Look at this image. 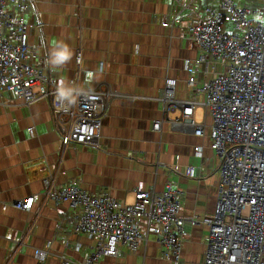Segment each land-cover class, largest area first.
I'll return each mask as SVG.
<instances>
[{
	"label": "crops",
	"instance_id": "obj_1",
	"mask_svg": "<svg viewBox=\"0 0 264 264\" xmlns=\"http://www.w3.org/2000/svg\"><path fill=\"white\" fill-rule=\"evenodd\" d=\"M192 2L204 8L206 0ZM176 9L173 0H81L80 7L77 0H32L27 14L29 43L45 72L60 83L67 82L74 74L80 47L85 86L109 85L134 96L110 101L102 120L100 148L63 149L49 101L26 106L7 91L0 93V264H38L33 247L45 245L54 236L56 219L68 211L67 204L41 197L30 211L12 206L3 209L2 204L40 194L44 178L57 167L58 185L78 179L91 193H111L120 201L130 199L136 189L159 193L167 182L177 185L186 229L178 264H202L207 228L200 220L215 209L221 162L207 135L210 119L202 109L197 110L196 118L205 119L207 125L201 136L174 131L167 122L160 130L153 128V122L163 115L161 102L153 97L162 95L165 77L177 78L176 94L186 96L183 61L200 52L186 33V22L163 26ZM61 43L71 47L73 56L68 63L53 67L49 60ZM101 65L102 72L98 71ZM203 77L201 72L199 78ZM178 114L175 111L172 116ZM32 125L35 130L30 133ZM189 164L197 167L195 177L186 174ZM195 217L197 222L192 220ZM69 231L65 228L55 238L52 249L82 259L95 242L86 235L69 234L72 242L82 246L76 250L73 243L65 248ZM99 264L172 263L152 235L137 251L123 248L118 257L101 258Z\"/></svg>",
	"mask_w": 264,
	"mask_h": 264
},
{
	"label": "built area",
	"instance_id": "obj_2",
	"mask_svg": "<svg viewBox=\"0 0 264 264\" xmlns=\"http://www.w3.org/2000/svg\"><path fill=\"white\" fill-rule=\"evenodd\" d=\"M192 1L173 0L176 12L163 22L167 28L186 22L188 37L200 48L196 57L183 61L187 95L178 97V79L167 75L162 95L153 97L163 111L153 128L160 130L167 122L174 131L204 135L205 119L196 118L197 110H203L210 119V144L221 162L215 209L200 220L207 228L202 264H264V11L247 2L238 5L236 0H206L204 8ZM31 4L32 0H0V93L7 91L26 106L49 101L63 149L100 148L102 120L110 101L134 95L109 85L85 86L80 47L67 82L45 72L29 43ZM61 85L74 90L72 102L59 96ZM175 111L179 114L172 116ZM28 130L33 133L34 125ZM58 173V167L49 172L40 194L2 204L3 209L26 211L32 210L38 197L67 204L68 211L56 219L54 236L33 247L38 264H99L101 258L118 257L123 248L137 251L152 235L172 264L180 262L186 229L177 185L167 182L159 193L136 189L130 199L120 201L111 193H91L78 179L58 185ZM186 174L195 177L197 167L187 165ZM65 228L70 229L65 248L74 243L79 250L82 244L72 242L70 235L82 234L95 242L93 250L82 259L54 252L53 241ZM51 257L55 263L49 261Z\"/></svg>",
	"mask_w": 264,
	"mask_h": 264
},
{
	"label": "clouds",
	"instance_id": "obj_3",
	"mask_svg": "<svg viewBox=\"0 0 264 264\" xmlns=\"http://www.w3.org/2000/svg\"><path fill=\"white\" fill-rule=\"evenodd\" d=\"M73 56V51L71 47L67 43H61L57 46V48L54 50L52 56L50 57L49 63L53 67L62 66L69 61H71ZM98 71H103V66L101 65ZM73 89H69L61 85L58 88V94L59 96L64 99L68 100L69 102H72L73 98Z\"/></svg>",
	"mask_w": 264,
	"mask_h": 264
},
{
	"label": "rangeland",
	"instance_id": "obj_4",
	"mask_svg": "<svg viewBox=\"0 0 264 264\" xmlns=\"http://www.w3.org/2000/svg\"><path fill=\"white\" fill-rule=\"evenodd\" d=\"M245 2H247L248 4H252V5H256L259 7V9L261 11H264V0H236V3L238 5H242L244 4ZM55 170V169H54ZM53 170V171H54Z\"/></svg>",
	"mask_w": 264,
	"mask_h": 264
}]
</instances>
